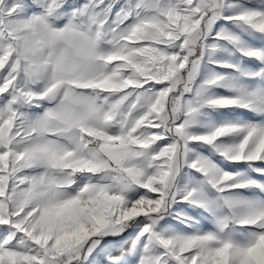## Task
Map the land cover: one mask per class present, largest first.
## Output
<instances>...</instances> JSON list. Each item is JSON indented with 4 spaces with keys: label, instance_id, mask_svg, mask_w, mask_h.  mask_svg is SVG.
<instances>
[{
    "label": "snow or ice",
    "instance_id": "snow-or-ice-1",
    "mask_svg": "<svg viewBox=\"0 0 264 264\" xmlns=\"http://www.w3.org/2000/svg\"><path fill=\"white\" fill-rule=\"evenodd\" d=\"M0 264H264V0H0Z\"/></svg>",
    "mask_w": 264,
    "mask_h": 264
}]
</instances>
